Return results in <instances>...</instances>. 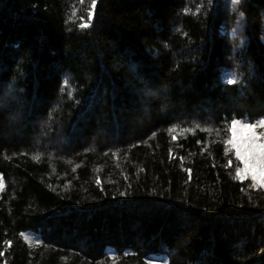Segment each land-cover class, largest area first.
I'll return each mask as SVG.
<instances>
[{"label": "trees", "instance_id": "1", "mask_svg": "<svg viewBox=\"0 0 264 264\" xmlns=\"http://www.w3.org/2000/svg\"><path fill=\"white\" fill-rule=\"evenodd\" d=\"M90 6L0 0V94L23 89L0 112V264H264V189L223 143L264 117V0L243 18L230 0H98L81 29ZM197 123L220 132L172 140Z\"/></svg>", "mask_w": 264, "mask_h": 264}, {"label": "snow or ice", "instance_id": "2", "mask_svg": "<svg viewBox=\"0 0 264 264\" xmlns=\"http://www.w3.org/2000/svg\"><path fill=\"white\" fill-rule=\"evenodd\" d=\"M81 3L84 0H80ZM98 0H91V6L88 10L87 20L82 22L79 27L81 29H91L92 20L95 14V9ZM214 0H207L208 6L213 4ZM232 11L239 12L241 18L245 17V11L240 10L241 7L246 3V0H230ZM205 5L201 3L196 10V14L200 13V10L203 9ZM187 11V9L185 10ZM206 15V14H205ZM83 20V18H81ZM237 35L236 29L232 30V36ZM246 50V46H245ZM23 77V73H21ZM222 82L227 85H233L239 82L240 74L234 70H225L222 73ZM18 81L15 78H12L10 81L4 84V92L0 94V112L8 108L9 105L6 101H18V92H22L23 89H17L15 85ZM17 119L16 116H10L9 122L12 123ZM197 130L203 132H220L219 129H212L208 127H201L199 123L195 127H178L173 124L168 131L172 133V140L177 141L181 134L192 133L195 134ZM225 139L223 143L226 145V151L234 154L235 157V179L237 181H246L249 180L250 188L254 189H264V117L250 121L248 119L233 118L227 124V127L223 130ZM156 133L153 132L152 136H155ZM200 143V141H197ZM172 150L170 149V153ZM39 159V156L35 157ZM181 160L183 157L180 158ZM229 164H232V161H229ZM185 171L189 174L188 180L192 179V169L187 168ZM127 179V177H125ZM96 183L101 185V190H103V185L100 179H97ZM4 187L3 176L0 174V188ZM152 194L156 195V190L152 189ZM113 195H119L125 197L129 195L128 188H125L123 191L114 192ZM163 195V193H159ZM24 238L27 240L29 237L24 233ZM3 248H0V257H4L5 252L11 247L13 241L10 239L3 240ZM171 264L168 254L165 253L162 258L149 259L148 264ZM3 264H8V261L5 259Z\"/></svg>", "mask_w": 264, "mask_h": 264}, {"label": "clouds", "instance_id": "3", "mask_svg": "<svg viewBox=\"0 0 264 264\" xmlns=\"http://www.w3.org/2000/svg\"><path fill=\"white\" fill-rule=\"evenodd\" d=\"M6 127V117L0 114V129Z\"/></svg>", "mask_w": 264, "mask_h": 264}]
</instances>
